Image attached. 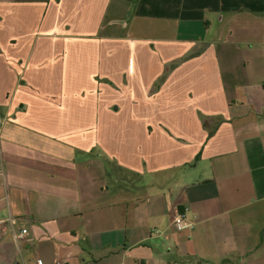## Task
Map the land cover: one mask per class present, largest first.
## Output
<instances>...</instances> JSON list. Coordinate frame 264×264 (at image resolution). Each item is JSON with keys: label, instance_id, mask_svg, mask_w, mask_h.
I'll use <instances>...</instances> for the list:
<instances>
[{"label": "crops", "instance_id": "crops-1", "mask_svg": "<svg viewBox=\"0 0 264 264\" xmlns=\"http://www.w3.org/2000/svg\"><path fill=\"white\" fill-rule=\"evenodd\" d=\"M0 118V264H264V0H0Z\"/></svg>", "mask_w": 264, "mask_h": 264}, {"label": "rangeland", "instance_id": "rangeland-1", "mask_svg": "<svg viewBox=\"0 0 264 264\" xmlns=\"http://www.w3.org/2000/svg\"><path fill=\"white\" fill-rule=\"evenodd\" d=\"M131 12V11H130ZM42 17L43 15H40L39 11H36L33 15V20L30 22V19L28 22L29 23V26L31 27L34 23H36V27L34 28V31L32 34L34 35H42L43 33H46L47 30H45L44 27H41L40 26V23L42 21ZM130 20V17L128 18L127 22H129ZM119 25H122V23H119ZM171 67H172V64L168 65V67H166V69H164V71L161 73V72H158V77H157V82H156V85H155V92L159 91V89H161L162 85L166 83V79L169 75V72L171 70ZM155 74H149L147 73L146 76L149 77V78H152L154 77ZM114 92H120V89L117 88L116 86H114ZM137 104H134L131 102H127V105L126 106V109L127 111H129L130 113H136V112H142L143 114H151V113H154L153 112V108L152 107H149V106H139L137 107L136 106ZM200 108H202L200 106ZM252 208V207H250ZM249 210V208H248Z\"/></svg>", "mask_w": 264, "mask_h": 264}, {"label": "built area", "instance_id": "built-area-1", "mask_svg": "<svg viewBox=\"0 0 264 264\" xmlns=\"http://www.w3.org/2000/svg\"><path fill=\"white\" fill-rule=\"evenodd\" d=\"M4 125V120L0 118V142H1V132L2 127ZM0 176H4V170L2 167H0ZM186 220V214L185 212L178 211L176 214H174L171 222V227L173 232L180 231L185 223ZM6 225V222L0 219V236L3 235V229ZM12 236L15 242L22 247L24 244L30 243V235L29 231L26 228H23L21 230H15L12 226ZM34 264H42L40 260H37ZM56 264H62L61 262H57Z\"/></svg>", "mask_w": 264, "mask_h": 264}, {"label": "trees", "instance_id": "trees-1", "mask_svg": "<svg viewBox=\"0 0 264 264\" xmlns=\"http://www.w3.org/2000/svg\"><path fill=\"white\" fill-rule=\"evenodd\" d=\"M181 212H183V211H181Z\"/></svg>", "mask_w": 264, "mask_h": 264}]
</instances>
